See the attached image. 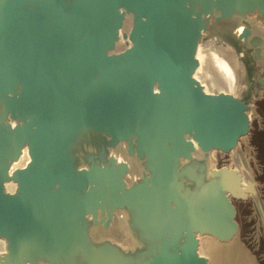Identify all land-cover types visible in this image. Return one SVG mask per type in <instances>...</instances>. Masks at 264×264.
Listing matches in <instances>:
<instances>
[{
  "label": "water",
  "instance_id": "1",
  "mask_svg": "<svg viewBox=\"0 0 264 264\" xmlns=\"http://www.w3.org/2000/svg\"><path fill=\"white\" fill-rule=\"evenodd\" d=\"M261 102L264 0H0V264H210L239 202L264 240Z\"/></svg>",
  "mask_w": 264,
  "mask_h": 264
},
{
  "label": "rangeland",
  "instance_id": "2",
  "mask_svg": "<svg viewBox=\"0 0 264 264\" xmlns=\"http://www.w3.org/2000/svg\"><path fill=\"white\" fill-rule=\"evenodd\" d=\"M256 112L259 114L258 118L252 119V129L251 134L247 138L246 141V151L251 159V167L255 178L257 179L258 183L261 186V191L264 196V157L262 155L263 150H261V135L264 132V105L263 103H259L256 106ZM259 135V136H258ZM260 147V148H259ZM230 161L226 156H217V164H229ZM238 209V218L241 222V229L239 232L238 237L234 242H238L240 246L243 248L245 254L248 256V261L250 264H264V240L262 237L261 228L258 224L257 219L254 217L253 213L251 215V207L249 202L248 203H237ZM232 245V244H231ZM231 245L227 246H220V245H213L222 248H227ZM207 249V250H206ZM204 250V251H203ZM210 251L212 248H202L201 252L210 257ZM247 264V261H245ZM211 264V263H210Z\"/></svg>",
  "mask_w": 264,
  "mask_h": 264
},
{
  "label": "bare ground",
  "instance_id": "3",
  "mask_svg": "<svg viewBox=\"0 0 264 264\" xmlns=\"http://www.w3.org/2000/svg\"><path fill=\"white\" fill-rule=\"evenodd\" d=\"M210 55L213 60L212 65L215 66L214 67L215 70L221 74L222 80L227 79V76L229 74L228 67L218 58H216L213 54L210 53ZM224 82H227V80ZM211 248H212V251H210L211 264H246L245 261H247V264H250L248 262L250 261L248 259V256L245 254L243 248L240 246L238 242H233V244L227 248H222L218 246H212Z\"/></svg>",
  "mask_w": 264,
  "mask_h": 264
}]
</instances>
